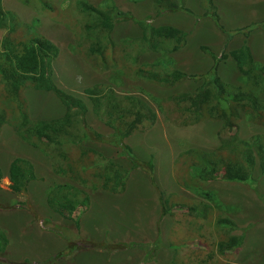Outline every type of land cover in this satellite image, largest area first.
I'll return each mask as SVG.
<instances>
[{"label":"rangeland","instance_id":"374dc122","mask_svg":"<svg viewBox=\"0 0 264 264\" xmlns=\"http://www.w3.org/2000/svg\"><path fill=\"white\" fill-rule=\"evenodd\" d=\"M87 1L122 13L110 35L113 48L107 50L112 55L107 68L86 57L83 44H78L79 22L86 19L81 13L78 16L76 0H2L3 8L14 15L15 37L29 28L59 47L53 62L54 80L87 107L86 125L81 123L77 107H72L70 129L85 133L81 145L101 152L104 159L96 167L83 169L85 177L92 178L86 182L59 175L52 153L23 141L6 111L9 120L0 133V168L5 174L0 180V230L8 242L0 251V264H264V172L257 155L246 180L215 178L204 183L200 179L203 152L219 147L216 133L220 122L202 117L195 124L179 125L180 117L172 121V113L167 117L165 106L159 104L171 93L193 92L204 77H187L167 86L133 75L138 64L157 61L165 68L159 67L161 71L170 67L188 74L206 73L213 54L221 58L248 39L251 42L256 28L264 30V0H178L177 9L163 14H157L153 0ZM47 2L54 10L46 8ZM140 22L148 28L172 25L186 31V36L176 51L166 50L176 44L174 40L153 50L147 47ZM253 42L258 44L255 38ZM228 56L220 60L218 75L239 85L244 77ZM94 85L110 87L117 96L137 95L155 113L150 125L146 122L141 131L123 140L132 153L125 156L121 146L108 143L113 130L105 124V117L93 111L85 92ZM23 97L31 119H49L65 112L51 92L28 87ZM236 136L249 142L262 136L264 142V126L241 120ZM16 156L27 159L35 173V179L20 193L11 190L6 175ZM149 163L152 169L146 167ZM110 165L122 170L114 190L96 183L104 173L111 174ZM93 170L101 180L89 175ZM57 187L64 194L76 190L81 195L75 194L73 219L48 204V194L59 191ZM205 191L206 198L201 195ZM220 218L233 220L237 226L230 229L228 222L216 223ZM226 235L241 236L239 247L225 256L212 247L213 255L206 257L210 252L203 246V238L216 241Z\"/></svg>","mask_w":264,"mask_h":264},{"label":"trees","instance_id":"16d2710c","mask_svg":"<svg viewBox=\"0 0 264 264\" xmlns=\"http://www.w3.org/2000/svg\"><path fill=\"white\" fill-rule=\"evenodd\" d=\"M177 1L153 0L158 7L157 14L177 9ZM75 4L79 15L76 14L80 17L81 13L86 19L79 22L81 26L79 38L77 37L78 44H83L86 57L95 61L100 68H107L108 60L112 56L107 54V50L113 48L110 35L118 14L122 15V13L114 11L113 7L96 6L87 0H76ZM46 8L54 10L52 3L49 2ZM184 9L190 12L187 8ZM9 14L12 13L3 8L2 0H0V133L2 125L9 120L5 116L6 111L10 112L9 122L23 141L52 153L57 161L55 166L57 174L72 178L79 183L86 182L92 178L89 176V179L86 178L83 169L96 167L100 158L104 159L101 152L81 145V142L87 138L85 133L70 129L74 122L72 107H77L76 113L83 125H86L87 107L81 99L67 93L54 80L53 62L58 56L59 47L49 38L32 32L29 28L20 37H15L13 35L16 26L14 15L9 16ZM139 24L143 30V37L147 40V47L153 50L162 47L166 40H174L176 44L166 50L176 51L186 36V31L172 25L163 24L148 28L143 22ZM216 24L219 25L217 21ZM147 32H149L148 35ZM228 55L235 61L237 70L245 78L241 79L243 82L239 85H231L218 75L219 62L228 58ZM212 58L210 70L200 75L188 74L179 69L172 70L170 67L161 71L159 67H163L160 61L149 65L138 64L133 75L139 79L167 86H173L187 77H204L193 92L171 93L162 98L159 104L165 106L167 117L170 112L172 113L173 117L170 116L172 121L180 117L177 123L179 125L195 124L202 117L220 122L216 133L220 142L219 147L214 152H203V169H201L203 174L200 179L204 183L213 181L215 178L244 181L249 177L256 163V155L261 172H264L262 136L251 142L236 136L241 120L264 126V62L259 63L253 58L247 44L233 48L227 54L222 53L221 58L214 54ZM157 67L158 70L155 69ZM28 87L53 93L64 105L65 112L61 116L49 119H31L27 102L23 97V91ZM103 87L94 85L85 89V92L92 103L93 111L105 117V124L113 130L108 143H115L117 148L121 146L120 152L126 156L127 153H132V150L123 140L135 131H141L146 127V122L150 125L155 118V113L137 95L117 96L110 87L106 89ZM64 146H67L66 149L63 148ZM253 147H255V153ZM113 166L110 165L111 174L104 173L102 180L98 177L101 180L96 181L98 186L101 185L110 190L119 187L122 170ZM146 167L152 169L153 164L149 163ZM96 174V170L89 173L97 180ZM4 175L0 168V180ZM6 175L11 181L10 187L14 193L25 190L28 183L35 179L33 165L20 156L10 161ZM57 188L59 191L48 194V204L53 206L59 214L73 219L74 200H77L76 195H81L76 190L64 194L60 187ZM201 193L204 198L209 195L207 191ZM85 198L86 196L82 197L83 200ZM162 213H166L165 208H162ZM232 221L225 218L216 219V223L219 224L230 223V229L237 226ZM203 239V246L210 252L206 253L207 257L213 255L210 250L212 247L217 253L225 256L228 251L232 252L239 247L242 237L226 235L225 238L216 241L208 240L207 237ZM7 242L6 234L0 230V251L5 249Z\"/></svg>","mask_w":264,"mask_h":264},{"label":"crops","instance_id":"0c3cea01","mask_svg":"<svg viewBox=\"0 0 264 264\" xmlns=\"http://www.w3.org/2000/svg\"><path fill=\"white\" fill-rule=\"evenodd\" d=\"M253 6L257 5V3H253ZM264 6V3H263ZM264 17V14H263ZM257 31L255 32L254 35L251 37V42L248 39L247 45L250 48V52L255 60H260L261 62H264V30L261 28H256ZM244 38V37H243ZM253 38H255L258 41V44H260V48H256ZM242 39V38H239ZM257 44V45H258Z\"/></svg>","mask_w":264,"mask_h":264}]
</instances>
